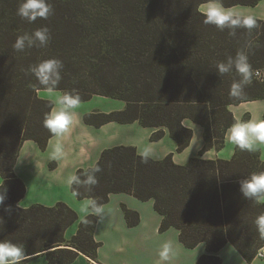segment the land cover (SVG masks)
Listing matches in <instances>:
<instances>
[{
  "label": "trees",
  "instance_id": "16d2710c",
  "mask_svg": "<svg viewBox=\"0 0 264 264\" xmlns=\"http://www.w3.org/2000/svg\"><path fill=\"white\" fill-rule=\"evenodd\" d=\"M260 1L223 3L230 7ZM21 2L0 0V185L7 189L0 205V240L20 244L32 256L46 253L48 264H71L80 252L94 257L101 245L94 238V216L88 217L87 225L80 219L77 232L69 239L65 236L79 217L63 201L17 207L26 193L14 170L21 146L34 139L45 149L52 137L43 126L52 100L39 96L38 90L45 88L27 70L44 59L58 58L64 67L56 89H77L82 100L100 94L126 102L123 110L86 114L88 123L138 120L158 127L153 140L162 138L167 127L178 151L193 136L186 120L204 128L203 147L184 164L174 162L172 154L142 163L133 145L104 149L95 164L102 168L99 183L91 192L81 188L77 197L103 204L119 192L153 199L163 216L161 230L176 227L188 247L206 244L207 252L196 264H221L216 252L228 242L251 262L264 246L254 223L264 213V203L244 198L239 181L264 171L261 153L235 146L229 159L201 157L225 146V133L236 119L232 105L264 99V83L255 77L243 96L231 97L230 86L238 74L233 70L220 77L215 67L251 40L249 61L254 69H264V19L257 17L259 27L250 36L246 29H238L233 37L229 30L203 22L199 9L205 0H48L55 14L30 23L17 15ZM45 25L51 31L46 47L22 52L13 48L19 35ZM249 118L246 113L243 120ZM84 169L78 168L76 174ZM8 205L11 214L5 211ZM123 209L129 225L139 222L137 211L126 205Z\"/></svg>",
  "mask_w": 264,
  "mask_h": 264
},
{
  "label": "crops",
  "instance_id": "0c3cea01",
  "mask_svg": "<svg viewBox=\"0 0 264 264\" xmlns=\"http://www.w3.org/2000/svg\"><path fill=\"white\" fill-rule=\"evenodd\" d=\"M229 8L238 12L255 15L264 19V0L256 5H235ZM45 91L46 89H40ZM58 94H39L45 99L54 100ZM126 102L122 99L94 94L90 99L82 100L78 112V123L70 135L64 138L65 157L61 160L50 158L49 142L42 149L34 139L24 140L18 160L15 163V173L23 179L26 186L25 196L19 201L20 206L28 207L35 203L54 205L59 201L67 203L78 214L79 219L73 222L65 232L69 239L78 230L82 216L80 207L83 199L72 195V189L63 183L69 174H76L78 168H88L97 163L102 151L116 145H133L138 149L149 146L152 158L163 159L172 154L174 162L186 163L191 157L199 154L205 143L204 128L196 122L188 123L193 129L190 144L182 151L177 150V142L169 134L167 127H163L165 134L162 138L153 140L152 134L158 127L142 125L138 120L132 122L109 121L95 125L85 121L89 113H109L123 110ZM231 109L236 118L243 120L246 113L250 118L255 115L264 119V99L244 101L232 105ZM235 145L225 140V146L217 151L212 148L206 151L205 158H226L233 156ZM261 158L264 146L261 147ZM2 177L0 175V184ZM109 215L103 223H97L94 238L101 245L94 257L80 252L71 264H155L158 259V249L166 240L174 244L176 255L170 264H196L199 257L207 252L206 244L199 243L195 247L186 246L180 239V230L170 227L161 230L162 215L155 209L154 200H142L127 192L110 194L109 201L104 203ZM123 205L137 211L140 220L135 225H129ZM216 254L221 258V264H264V246L257 256L248 262L234 244L228 242ZM24 264H48L46 253L32 256Z\"/></svg>",
  "mask_w": 264,
  "mask_h": 264
},
{
  "label": "clouds",
  "instance_id": "9594fccd",
  "mask_svg": "<svg viewBox=\"0 0 264 264\" xmlns=\"http://www.w3.org/2000/svg\"><path fill=\"white\" fill-rule=\"evenodd\" d=\"M200 12L204 16V23L214 25L221 31L229 30V35L235 37L238 29H246L250 36L252 31L259 27L258 18L252 14L235 11L226 7L223 0H205L200 6ZM55 14L53 4L48 0H22L17 9V15L30 23L38 19L47 20ZM51 41V31L48 26H41L33 32H24L19 35L13 44V48L22 52L32 47H46ZM252 48V41L246 40L244 45L233 57L229 55L225 61L216 63V70L220 77L235 70L239 79L233 80L230 86L229 95L238 98L244 95L245 88L253 83L255 77L264 83V69H254L249 61L248 51ZM63 62L58 58H48L32 65L27 71L34 74L39 85L43 86L49 93H53L58 87L62 76ZM35 87V86H34ZM38 90V89H37ZM82 97L77 89L65 90L56 95L52 101L50 110L45 113L43 126L51 133L52 140L49 142L50 158L61 160L65 157L64 138L70 135L73 128L78 123L77 110L81 107ZM225 140L241 151L256 153L264 146V119L255 115L249 120L234 119L225 133ZM141 157L142 163H148L152 156V149L145 146L138 149L137 153ZM205 152L201 159H205ZM264 160V155H262ZM22 160L17 161L20 165ZM110 166V165H109ZM102 168L97 164L90 168H85L82 174H69L64 178L63 183L72 189L74 197L80 196V189L91 192L99 183L97 173ZM240 192L247 200L255 203H264V171L252 172L239 181ZM7 197V189L0 185V205L4 204ZM20 207V204L17 205ZM11 214L12 206L5 208ZM80 212L81 221L85 225L89 224V216H94L97 223H103L109 215L110 210L99 202L96 198H85L82 201ZM256 229L261 239H264V213L258 215L254 221ZM176 255L174 244L171 240H166L158 249V259L155 264H170ZM32 259V254L27 253L25 248L11 240H0V264H24Z\"/></svg>",
  "mask_w": 264,
  "mask_h": 264
},
{
  "label": "rangeland",
  "instance_id": "374dc122",
  "mask_svg": "<svg viewBox=\"0 0 264 264\" xmlns=\"http://www.w3.org/2000/svg\"><path fill=\"white\" fill-rule=\"evenodd\" d=\"M63 91L62 90H60V89H55V91L53 92V93H47V92H45V91H39L38 90V94H60V93H62ZM191 121L190 120H186L185 121V123L186 124H188V123H190Z\"/></svg>",
  "mask_w": 264,
  "mask_h": 264
}]
</instances>
